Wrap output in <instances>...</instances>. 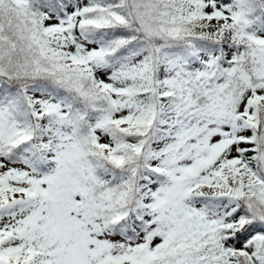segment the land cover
I'll return each instance as SVG.
<instances>
[{
    "label": "snow or ice",
    "instance_id": "snow-or-ice-1",
    "mask_svg": "<svg viewBox=\"0 0 264 264\" xmlns=\"http://www.w3.org/2000/svg\"><path fill=\"white\" fill-rule=\"evenodd\" d=\"M0 264H264V0H0Z\"/></svg>",
    "mask_w": 264,
    "mask_h": 264
}]
</instances>
